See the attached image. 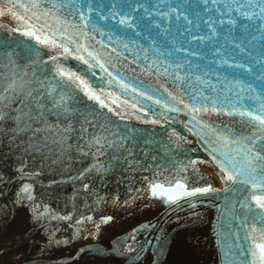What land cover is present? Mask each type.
<instances>
[{
  "label": "water",
  "instance_id": "1",
  "mask_svg": "<svg viewBox=\"0 0 264 264\" xmlns=\"http://www.w3.org/2000/svg\"><path fill=\"white\" fill-rule=\"evenodd\" d=\"M260 120L264 0H0V264H264Z\"/></svg>",
  "mask_w": 264,
  "mask_h": 264
},
{
  "label": "snow or ice",
  "instance_id": "2",
  "mask_svg": "<svg viewBox=\"0 0 264 264\" xmlns=\"http://www.w3.org/2000/svg\"><path fill=\"white\" fill-rule=\"evenodd\" d=\"M72 5H75L77 3V0H70ZM55 7V5H53ZM252 15H255L253 13ZM252 15L245 14V18L251 20ZM83 18V16H82ZM67 50V49H65ZM205 111H208V109H204ZM241 116L245 115L244 113H240ZM261 124H264V120H260ZM254 147L249 149V156L250 159L248 160V165L250 167V171L245 173V176L250 177L252 180H256V175H259L260 180L264 181V148H255V142H253ZM254 165V166H253ZM221 171L225 173V182L232 181L233 183H248L247 179L244 180H237L236 177L240 175L239 172H235L234 174H228V171L224 168H221ZM256 174V175H253ZM255 188V185H253ZM24 191H28V186L26 185L24 187ZM198 192H208L213 191L211 188H201L197 189ZM252 199L255 201L256 206L260 209H264V196H256L254 195ZM260 250L264 252V244L258 245Z\"/></svg>",
  "mask_w": 264,
  "mask_h": 264
},
{
  "label": "bare ground",
  "instance_id": "3",
  "mask_svg": "<svg viewBox=\"0 0 264 264\" xmlns=\"http://www.w3.org/2000/svg\"><path fill=\"white\" fill-rule=\"evenodd\" d=\"M211 175H212V178H215L214 174H211ZM219 181H220L219 179H214L215 186H217V187L221 186V182H219Z\"/></svg>",
  "mask_w": 264,
  "mask_h": 264
},
{
  "label": "rangeland",
  "instance_id": "4",
  "mask_svg": "<svg viewBox=\"0 0 264 264\" xmlns=\"http://www.w3.org/2000/svg\"><path fill=\"white\" fill-rule=\"evenodd\" d=\"M220 182V181H219Z\"/></svg>",
  "mask_w": 264,
  "mask_h": 264
}]
</instances>
